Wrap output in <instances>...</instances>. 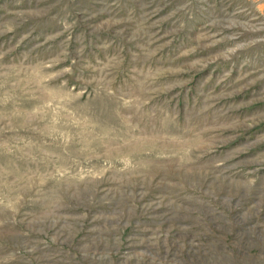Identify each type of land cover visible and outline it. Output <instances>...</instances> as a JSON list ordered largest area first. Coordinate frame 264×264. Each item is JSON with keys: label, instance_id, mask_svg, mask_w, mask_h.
<instances>
[{"label": "rangeland", "instance_id": "obj_1", "mask_svg": "<svg viewBox=\"0 0 264 264\" xmlns=\"http://www.w3.org/2000/svg\"><path fill=\"white\" fill-rule=\"evenodd\" d=\"M0 264H264V0H0Z\"/></svg>", "mask_w": 264, "mask_h": 264}, {"label": "bare ground", "instance_id": "obj_2", "mask_svg": "<svg viewBox=\"0 0 264 264\" xmlns=\"http://www.w3.org/2000/svg\"><path fill=\"white\" fill-rule=\"evenodd\" d=\"M64 96H65V95H64ZM75 96H76V95H75ZM66 100H68V99H66ZM69 100H70V99H69ZM85 103H86V102H85ZM96 106H97V105H96ZM102 110H103V109H101V112H102ZM95 111H96V110H95ZM100 114H101V113H100ZM96 115H97V114H96ZM93 116H94V115H93ZM91 118H92V117H91ZM91 118H90V119H91ZM97 120H98V119H97ZM93 121H94V119H93ZM96 123H97V122H96Z\"/></svg>", "mask_w": 264, "mask_h": 264}]
</instances>
